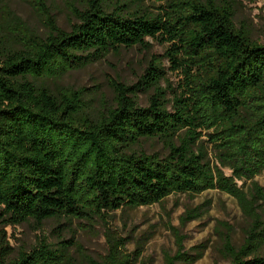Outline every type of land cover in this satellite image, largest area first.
Returning a JSON list of instances; mask_svg holds the SVG:
<instances>
[{
    "label": "trees",
    "instance_id": "1",
    "mask_svg": "<svg viewBox=\"0 0 264 264\" xmlns=\"http://www.w3.org/2000/svg\"><path fill=\"white\" fill-rule=\"evenodd\" d=\"M30 2L44 34L0 0V264H79L71 249L83 248L74 237L12 244L8 227L37 229L50 219L105 226L107 251L86 256L88 264H136L142 251H128L110 214L210 189L233 196L249 220L239 247L223 236L228 264H264V186L256 181L264 174V42L237 27L238 1L71 0L69 29L46 0ZM149 37L168 44L178 87H162L161 57L135 84L110 79L113 104L97 113L85 105L87 88L48 82L123 48L149 49ZM148 91L142 106L138 93ZM146 140L160 141L163 152L137 148ZM176 235L164 264L202 258Z\"/></svg>",
    "mask_w": 264,
    "mask_h": 264
},
{
    "label": "rangeland",
    "instance_id": "2",
    "mask_svg": "<svg viewBox=\"0 0 264 264\" xmlns=\"http://www.w3.org/2000/svg\"><path fill=\"white\" fill-rule=\"evenodd\" d=\"M71 0H46L57 23L64 29L70 28L71 15L67 2ZM237 27H247L253 38L264 42V0H237ZM14 13L32 30L44 34L47 29L36 6L30 0H3ZM150 48L135 46L123 48L118 54L111 53L105 58L83 68L71 70L60 79L48 82L51 86L87 88L85 105L97 113L104 105H112L114 92L110 79H118L129 85L138 82L153 57H161L167 68V80L161 85L169 89L178 87L181 76L173 72L169 60L165 57L168 44L153 38H147ZM152 91L139 92L140 105L146 106ZM167 97L172 99V94ZM172 103H169L171 107ZM148 153L163 152V144L158 140L141 142L140 148ZM140 150V149H139ZM214 151L210 155L214 160ZM227 173L230 171L227 170ZM264 186V174L256 177ZM246 191L250 182L238 181ZM196 213V217L183 223V217ZM110 225L124 237H128L127 249L130 253L137 250L142 255L136 264H164L165 254H175L177 250L176 232L183 237L184 250L190 253L202 251V258L195 264H228L229 259L223 253V236L229 233L233 243L239 247L245 239L249 220L238 201L219 189H210L200 194L178 193L168 196L161 203L138 208L119 209L110 214ZM12 244L18 248H30L42 238L56 244L59 240L72 237L82 246V250L73 247L71 254L79 264H88L86 256L99 258L107 251L105 226L101 222L90 226L84 220L55 221L47 220L41 228H35L32 222L16 227H8ZM264 254V248L262 249Z\"/></svg>",
    "mask_w": 264,
    "mask_h": 264
}]
</instances>
